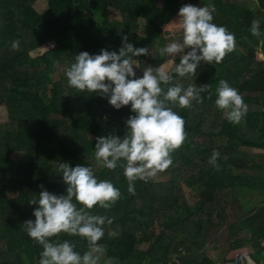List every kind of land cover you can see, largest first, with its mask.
Segmentation results:
<instances>
[{"label":"trees","instance_id":"1","mask_svg":"<svg viewBox=\"0 0 264 264\" xmlns=\"http://www.w3.org/2000/svg\"><path fill=\"white\" fill-rule=\"evenodd\" d=\"M40 1L0 0V107H6V114H0V175L7 176L0 193V242H4L0 264H38L42 247L26 234L23 224L35 220L32 213L38 205L29 201L39 196L41 185L52 194H66L59 163L90 166L98 180L110 181L121 192L111 209L90 210L114 218L111 225H104V237L98 241L104 248L100 263L113 258L115 264H215L200 242L204 225H209L226 229L231 250L246 247L254 264H264L256 238L264 227V205L246 211L241 204L239 213L230 212L235 192L264 172V154L261 159L248 157L244 149L264 150V61L257 60L258 50L264 53V0H252L258 11L250 6L251 0H192L214 9L213 22L235 34L240 53L234 49L219 64L201 62L194 78L174 75L184 87L212 85V98L202 93V103L174 108L186 121L187 140L172 153L169 169L147 182L135 181V195L128 192L119 163L109 170L94 160L97 137L126 134V121L134 115L131 106L117 110L107 97L69 87L64 72L81 52H118L124 36L134 47L150 49L164 39V26L178 15L184 1L45 0L41 17L35 18L30 10ZM254 19L260 23L259 37L250 32ZM41 39L54 47L35 57L36 45L20 51L10 47L14 40L30 45ZM147 57H133L141 62L140 73L166 62V56L144 61ZM178 62L179 57L174 63ZM221 79L248 105L239 124L230 123L215 106ZM213 150L220 154L219 170L208 162ZM157 177L165 178L157 181ZM160 237L166 239L168 250L141 248ZM54 239L71 240L81 254L88 248L78 236L62 233ZM10 256L19 261H9ZM227 264H243V259Z\"/></svg>","mask_w":264,"mask_h":264},{"label":"clouds","instance_id":"2","mask_svg":"<svg viewBox=\"0 0 264 264\" xmlns=\"http://www.w3.org/2000/svg\"><path fill=\"white\" fill-rule=\"evenodd\" d=\"M213 11L208 6L185 4L179 9L178 19L164 26L173 35L179 31L181 40L161 47L159 55L178 56V63L169 59L155 68L147 66L142 76L137 77L134 69L139 67L133 57L150 55V50L134 47L124 36L118 52L106 49L97 55L81 52L73 57L74 62L64 72L69 87L107 97L108 103L117 110L131 106L134 115L126 121V134L122 138L97 137L94 160L109 170H115L119 163L132 195H135V181L147 182L169 169L173 164L172 153L187 140L186 121L174 108H191L193 102L202 103V93L212 98V85L184 87L179 80H174V75L194 78L201 62L219 64L236 47L235 34L213 22ZM250 32L256 37L261 35L258 20L251 22ZM19 44V40H14L11 46L17 49ZM215 96V106L230 123L239 124L246 116L248 105L227 80L218 82ZM219 156L213 150L208 161L217 170ZM58 171L67 186L66 194H52L41 185L39 196L29 201L31 205H38L32 213L35 220L23 224L26 234L42 247L38 264H100L104 248L98 241L104 237V225H111L114 218L91 214L90 210L95 206L111 209L121 192L110 181L98 180L90 166L59 163ZM62 233L85 239L87 250L81 254L71 240L54 239ZM104 264L115 262L108 258Z\"/></svg>","mask_w":264,"mask_h":264},{"label":"rangeland","instance_id":"3","mask_svg":"<svg viewBox=\"0 0 264 264\" xmlns=\"http://www.w3.org/2000/svg\"><path fill=\"white\" fill-rule=\"evenodd\" d=\"M42 1H45V0H41L40 2H38V4L34 8H31V10H30V12L32 13V15L35 18H40L41 17V12H43V9H45L44 3ZM183 1H184V4L183 5H185V4H192V5H195V6H200V5L196 4V3H194L192 0H183ZM229 1H231V2H238L239 3L241 0H229ZM250 6L252 7V9L258 11L259 6L257 5L256 2H254V1L251 0ZM176 19H178V15L173 20H176ZM164 32H165L164 39L162 41H160V42H157L156 45L152 46L149 49L150 50V55H148V57L145 58L144 61H151L152 59H154L157 55H159V49L161 47H164L166 44L172 42L173 40H181V33L179 31H176L175 32V35H173L171 29H165ZM140 33L142 35L145 34V27H144V23L142 21L140 22ZM42 41H43V39H41L38 42H35L33 44H30V45L25 44L24 42L20 41L19 48H17V49H13L12 48V46H11L12 45V42H13L12 41L10 43V47H11V49L13 51H20V50H24V49H30L31 47H33L34 45H36L33 48V50H32V56L35 57V56H38L40 54H43V53L47 52L48 50H50L52 48L53 43H48V42L47 43H44ZM235 50H236L237 53H240L238 48H235ZM177 57H171V58L170 57H166V61L169 60V59H172L173 61H175V59ZM257 60L258 61H264V53L261 50H258ZM136 61L138 62V67H139V65H140L141 62L139 60H136ZM134 70L136 71L137 77H141L142 76L143 73H140L138 71V68H135ZM5 108H6L5 106L0 107V114H2V115L3 114H6V109ZM1 121L4 122L5 119L4 118H1ZM244 149L246 151L248 149H250V150L252 149L253 150L255 148H244ZM250 150H248L247 152H245V155L248 156V157H252V153H251ZM260 151H262V149H260ZM263 152H264V150H263ZM194 153H195V148H193V150H192V155ZM19 157L22 159L24 157V155H20ZM157 178H158L157 181H161L165 177H157ZM6 183H7V176L6 175H0V193L3 192L4 185ZM10 195H11V197L16 196V194H14V193H10ZM160 224H161V220L156 223V227L154 229L155 230V234H157L160 231ZM219 237H220V246L217 248V250L219 252L214 254V255H216V254H218V255L213 256L214 257V260H215V264H227V262L229 260H231V259H229V257L231 258L232 255L230 254V250L231 249L228 246L231 242H230V240L227 237L226 229H224L223 231H221V235ZM0 244H2L4 246V242L3 243L0 242ZM211 246H212V244L209 247H211ZM205 251L209 254V257H210V255H213V250H210V252H209L205 248ZM248 252H250V249H248ZM238 253L239 254L240 253L242 254L241 257H240V255L237 256V257L243 259V264H249V261H252L253 262V260L248 255V253H246V251H245L244 248H242ZM9 259H10L9 261H11V262H18L19 261V258L18 257H15V256H10ZM100 264H104V263H100Z\"/></svg>","mask_w":264,"mask_h":264},{"label":"crops","instance_id":"4","mask_svg":"<svg viewBox=\"0 0 264 264\" xmlns=\"http://www.w3.org/2000/svg\"><path fill=\"white\" fill-rule=\"evenodd\" d=\"M250 150V149H248ZM247 150V151H248ZM252 153V156H260V159L262 158L264 152L263 150L260 151V149H251L250 150ZM264 162V161H263ZM262 172V171H261ZM258 173V172H257ZM190 201V198H188ZM196 199H192V202H194ZM191 202V201H190ZM232 203L236 207H231L230 212L231 213H239V207L242 204V206L245 208L246 211L255 209L257 207H261L264 205V172L261 173L260 176L254 175L251 180L250 184L246 189H240L237 192H235L234 196H232ZM205 229L202 231L200 242H204V246L207 249V251L210 252V250H213V255H210V258L215 262L214 255L215 253H218L219 251L217 248L220 246V235H221V229L214 227V226H209V225H204ZM256 238L259 240V242L264 239V227L261 228L257 233H256ZM164 239V240H163ZM212 246L209 247L211 244ZM229 247L230 244L228 245ZM143 248H148L150 250L153 249H159L166 251L168 248L166 247V239L161 237L158 238L156 241L153 242H145L142 244ZM141 247V248H142ZM242 249V248H241ZM241 249L237 250H230V254L232 255L231 258L229 259H236L238 258L237 256L240 255L238 252ZM246 253L250 255V252H248V248L244 247Z\"/></svg>","mask_w":264,"mask_h":264},{"label":"built area","instance_id":"5","mask_svg":"<svg viewBox=\"0 0 264 264\" xmlns=\"http://www.w3.org/2000/svg\"><path fill=\"white\" fill-rule=\"evenodd\" d=\"M260 245H261V247H262V250H263V254H264V239H262L261 241H260ZM183 254H184V252H183Z\"/></svg>","mask_w":264,"mask_h":264}]
</instances>
